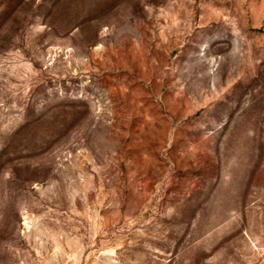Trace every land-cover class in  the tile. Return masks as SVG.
Segmentation results:
<instances>
[{"label": "rangeland", "instance_id": "374dc122", "mask_svg": "<svg viewBox=\"0 0 264 264\" xmlns=\"http://www.w3.org/2000/svg\"><path fill=\"white\" fill-rule=\"evenodd\" d=\"M0 264H264V0H0Z\"/></svg>", "mask_w": 264, "mask_h": 264}]
</instances>
